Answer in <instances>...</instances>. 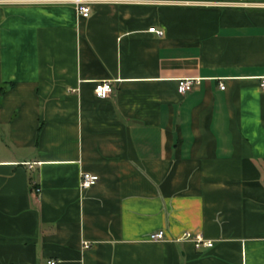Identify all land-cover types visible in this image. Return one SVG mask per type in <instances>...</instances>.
<instances>
[{"label": "crops", "instance_id": "0c3cea01", "mask_svg": "<svg viewBox=\"0 0 264 264\" xmlns=\"http://www.w3.org/2000/svg\"><path fill=\"white\" fill-rule=\"evenodd\" d=\"M263 2H0V264H264Z\"/></svg>", "mask_w": 264, "mask_h": 264}, {"label": "built area", "instance_id": "2783aa9c", "mask_svg": "<svg viewBox=\"0 0 264 264\" xmlns=\"http://www.w3.org/2000/svg\"><path fill=\"white\" fill-rule=\"evenodd\" d=\"M8 1H14V0H0V2H8ZM77 12V15L83 18L88 17L90 12V3L94 0H70ZM99 2H107L109 0H95ZM244 5H250L252 3L250 2H244L242 3ZM260 6L264 7L263 3H257ZM148 32H152L157 36L162 35V31L154 28H150L147 30ZM194 80L190 78H180L177 80V91L181 94L187 92L190 90ZM259 86L264 88V77L260 79ZM219 88L223 89V84H219ZM111 91L110 83L107 80H102L99 82H96L93 85L92 93L96 97H106L108 93ZM97 181V176L87 173V172H80L78 177V188L79 190H83L85 188H88L89 186L93 185ZM33 193H38V188L34 185L32 187ZM146 240L151 242H161L165 241L166 237L162 230H157L154 232H151L146 237ZM175 240H189L192 242L193 246L195 248L198 247H211L212 243L210 241L204 240L199 234L192 233V232H182L178 238ZM83 247L86 246V243L83 242ZM56 262L54 260H47L45 264H55Z\"/></svg>", "mask_w": 264, "mask_h": 264}, {"label": "rangeland", "instance_id": "374dc122", "mask_svg": "<svg viewBox=\"0 0 264 264\" xmlns=\"http://www.w3.org/2000/svg\"><path fill=\"white\" fill-rule=\"evenodd\" d=\"M251 1H264V0H251Z\"/></svg>", "mask_w": 264, "mask_h": 264}]
</instances>
